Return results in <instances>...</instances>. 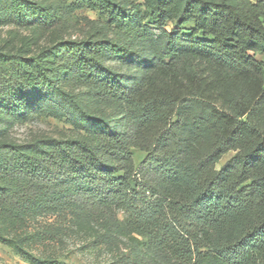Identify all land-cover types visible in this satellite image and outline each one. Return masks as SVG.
Segmentation results:
<instances>
[{
	"label": "trees",
	"instance_id": "trees-1",
	"mask_svg": "<svg viewBox=\"0 0 264 264\" xmlns=\"http://www.w3.org/2000/svg\"><path fill=\"white\" fill-rule=\"evenodd\" d=\"M73 1L114 36L60 40L49 59L2 54L0 120L40 113L93 137L27 144L0 125V242L25 252L15 233L28 219L68 215L128 237L151 264H264V0H146L141 13ZM58 8L0 0L22 27L58 26ZM115 58L140 71L127 78ZM61 78L114 116L90 112Z\"/></svg>",
	"mask_w": 264,
	"mask_h": 264
},
{
	"label": "rangeland",
	"instance_id": "rangeland-1",
	"mask_svg": "<svg viewBox=\"0 0 264 264\" xmlns=\"http://www.w3.org/2000/svg\"><path fill=\"white\" fill-rule=\"evenodd\" d=\"M42 4H57L61 12L59 25L49 28L37 26L22 27L9 22L0 15V66L1 55L10 54L25 57L46 56V49L60 40L80 39L94 29L106 38L114 36L112 28L97 11L88 6H77L73 0H35ZM121 3L128 12L141 13L146 7V0H114ZM168 23V29L174 26ZM188 23L185 27H189ZM135 50H140L136 45ZM259 60H264V54H256ZM47 58V56H46ZM49 59V58H47ZM118 71L126 73L127 78L140 70L131 65V61L110 59ZM1 71V70H0ZM61 83L87 106L90 112L111 118L114 110L94 100L85 94V87L75 81L68 83L61 78ZM3 114L0 120L1 129L6 137L20 143L31 144L45 138H67L83 136L92 139V134L76 129L64 119H56L40 113H30L25 118L10 119ZM230 151L222 156L216 164L219 168L233 154ZM144 152L133 150L136 164L143 158ZM120 218L124 217L119 212ZM94 222V221H93ZM89 222L81 224L68 215L39 214L27 220L22 229L16 230L25 252H18L0 242V264H38L37 259H51L50 264H151L141 247L124 235L111 233L102 223ZM7 229L0 218V230Z\"/></svg>",
	"mask_w": 264,
	"mask_h": 264
}]
</instances>
